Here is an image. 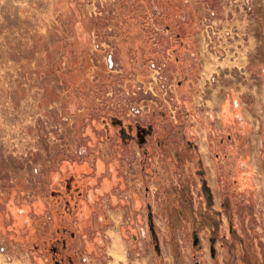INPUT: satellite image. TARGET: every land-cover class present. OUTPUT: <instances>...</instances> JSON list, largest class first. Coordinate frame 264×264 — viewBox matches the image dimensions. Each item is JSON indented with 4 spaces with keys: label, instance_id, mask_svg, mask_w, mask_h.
I'll return each mask as SVG.
<instances>
[{
    "label": "rangeland",
    "instance_id": "obj_1",
    "mask_svg": "<svg viewBox=\"0 0 264 264\" xmlns=\"http://www.w3.org/2000/svg\"><path fill=\"white\" fill-rule=\"evenodd\" d=\"M140 3L145 7L152 0H0V248L23 253L30 264H43L38 241L30 236L22 243L18 232L41 219L54 229L51 191L56 182H67L73 167L80 178L95 183L87 190L100 198V225L105 223L104 203L121 208L132 220L142 219L123 236L131 245L130 260L175 264L161 211L164 189L178 182L183 169L191 178L194 207L219 212L218 228L197 231L196 244L190 222L177 229L183 263L264 264V0H154L157 9L145 17L158 27L144 30L147 40L153 36L158 43L152 51L136 41L135 27L123 25ZM189 4L190 11L184 12ZM209 21L230 30L213 52L205 43ZM195 30L206 51L232 67L226 75L214 72L207 79L225 91L217 93L212 112L200 109L206 123L199 134L191 127L193 110L183 104L192 95L185 90L187 81L200 68L195 38L183 44ZM172 47L174 53L168 50ZM174 55L183 62L174 67L178 73L168 74L172 61L167 57ZM187 57L192 58L188 63ZM148 84H153L152 94L144 92ZM132 106L139 112H132ZM178 113L184 139L193 147L180 164L159 149L144 163L134 144L120 162L126 186L112 187L107 180L110 116L123 124L136 118L176 122ZM112 141L116 150L118 142ZM141 198L155 208L154 233ZM95 244L85 247L90 256L108 258ZM112 254L107 264H130L118 263L119 254Z\"/></svg>",
    "mask_w": 264,
    "mask_h": 264
},
{
    "label": "crops",
    "instance_id": "obj_2",
    "mask_svg": "<svg viewBox=\"0 0 264 264\" xmlns=\"http://www.w3.org/2000/svg\"><path fill=\"white\" fill-rule=\"evenodd\" d=\"M153 3H154V0H152V5H149V6L145 5V7H144V6H142L141 3L138 5H135L136 6V7H134L135 15L125 17V19L123 21L124 28H129L130 26L135 27V38L137 37V39H138L136 41H139L141 39L140 41H143L145 45L149 44L151 46V51L154 50L155 46L158 43L157 42L155 43L153 41L155 39L153 36H150L151 40H147L144 30H146V28H151L153 31L154 28L158 27L156 24L152 23L151 18L148 19L147 17H145L147 12L151 13V12L155 11V9H157L158 6H156ZM146 6H148V7L151 6V8H148ZM187 8L185 9L184 12L190 11L189 10L190 4L188 5ZM161 10L163 11L166 9L162 8ZM158 13H159V11H158ZM177 13H178V17H180L183 14V10H179V12H177ZM183 19H185V18H183ZM182 21L185 22V20H182ZM120 26H122V25H120ZM166 30H168V29H166ZM162 36L164 37V35H162ZM193 38H195V40L197 41L196 50H198V51H196V52L198 53L197 57H198V62L200 64V68L195 73L196 74L195 79L190 78L187 81L186 87L188 89L186 88L185 90L187 92H190L192 95L188 98V100L183 101V104L187 110H190V111L193 110V112L191 111L192 112V119H190L191 127L194 130V132H197L199 134V132H201V124L206 123V121H204V118L206 117V115H203V117H200V114H201L200 109L202 107H204V113H207V114L210 111L212 112V109H214L215 107L218 106V105H216L217 100H219V98L217 97V95H218L217 93H219L222 89L225 91V89L221 83L217 82V83L213 84V83H210L209 81H207V79L209 78V75H211L214 72H219L220 74L223 73L226 75L232 71V67H231V64L229 65V63H227V62H219L213 55H211L209 52L206 51V49L204 47V43H203L200 35L198 34V32L196 30L192 31V33L190 34V37L189 36L185 37L186 41H184L183 44L184 45L189 44V39H192L194 41ZM173 41L174 40H172L170 37H167V42L172 43ZM193 41L190 40V42H193ZM168 50H170L172 53H174V51H175L173 47L171 49H168ZM168 50H167V52H168ZM147 51H149V49H147ZM164 55L165 54H163L162 56H164ZM167 59L172 61L170 64H168V68H170V70L168 68H166L167 73L168 74H175L176 71L174 70V67L178 66L179 64L181 65V63L183 62L182 57H179L178 55H174L172 58L167 57ZM191 59L192 58L187 57L185 59V62L188 63L189 60H191ZM136 60H138V62H140L139 54L136 56ZM244 63H246V61H244ZM225 65L226 66L228 65V66L225 67ZM182 66H184V65H182ZM190 71H192V70L190 69ZM176 73H178V72H176ZM136 75L137 76L143 75V72H139ZM185 75L188 76L187 73H185ZM190 77H192V75ZM223 101H224V99H221L222 103H223ZM215 122H216L215 124H217V120ZM129 182H130V186L133 185L132 181H129ZM141 201L143 202L142 204L146 205V207L148 209L149 228L152 232H155V230L157 228L156 224L158 222L157 218H156V214H155V208L152 207V203L150 205V203L145 202L144 199H142ZM141 201H139V203ZM105 205L106 204L104 203V205L102 207V210L104 213L103 217L105 218V223H103V225H100V222L95 220L94 226H93V231L100 233V237H101L102 241L95 242L96 244L93 248L96 247L98 250L102 251L103 255L105 253L108 254V258H105V255L102 256V259L92 258V255L90 256L91 252L86 251V248L85 249L82 248V255H84L86 257V261H87L88 257L85 255V253L89 254V256H90L88 259L90 261H87L86 263L87 264H107L109 261L114 260V256L112 253L116 252L119 254V257L117 258L118 263H120V262L125 263L127 261L128 262L130 261V264H137V260H130L128 258L127 251L129 249V247H131V245L125 241L123 236L125 235V230L128 232V229L130 231L132 230V228L137 229V227L142 224V219L140 217H138L137 219L132 220L130 215L128 216V214L126 212H124V210H122L121 208H118L114 205L111 207H105ZM129 222H130L132 227L130 226ZM136 246L137 245H135L134 247H136ZM100 247H102V248H100ZM155 250H156L158 256H160L159 252H161V251L159 250V246L155 247ZM137 259H140V258H137ZM0 264H30V260L21 252H17L16 250L8 249V248H6V249L0 248ZM139 264H141V263H139Z\"/></svg>",
    "mask_w": 264,
    "mask_h": 264
},
{
    "label": "flooded vegetation",
    "instance_id": "obj_3",
    "mask_svg": "<svg viewBox=\"0 0 264 264\" xmlns=\"http://www.w3.org/2000/svg\"><path fill=\"white\" fill-rule=\"evenodd\" d=\"M109 122L110 129H112L107 132L108 137L106 139L110 141V144L113 143L112 140L115 141L114 143L128 144L130 148L134 147L135 144L143 154L149 147L151 156L155 149L168 150V144H161L160 142V133L167 132L164 120L155 122L151 119L142 121L141 118H136L134 120L126 119V123L123 124L121 118L111 116ZM120 127L124 128L122 133L118 131ZM115 128H117L116 133H114ZM111 135L114 137L110 140ZM132 153L135 152L132 151ZM124 167L125 165L120 168V171L123 169V173L125 172ZM74 170L76 169L71 167L69 169L71 177H68L67 182L64 184L61 181L56 182V188L51 191V196L55 201L51 212L56 210L53 215L58 226L41 238L37 246L35 245L40 252L39 258L43 264H62L63 262L77 264L79 260L86 264V257L82 255V248H85L90 241H94V243L102 241L100 233L93 231L96 216L99 217V220L103 219L99 216L101 201L98 195L87 190L90 187H95V183H90L89 180L86 182V179L80 178V174ZM18 233L22 238V243H25L30 237L27 223ZM194 233L196 232L193 231ZM91 236L93 239L90 238ZM46 252L49 257L45 254Z\"/></svg>",
    "mask_w": 264,
    "mask_h": 264
},
{
    "label": "trees",
    "instance_id": "obj_4",
    "mask_svg": "<svg viewBox=\"0 0 264 264\" xmlns=\"http://www.w3.org/2000/svg\"><path fill=\"white\" fill-rule=\"evenodd\" d=\"M181 115L178 113V121H168L165 119L164 126L167 132L160 133L161 144H168V150L172 155L176 164H180L184 154L187 155L192 150V145L184 139V124L181 122ZM106 118V117H102ZM111 118V116H110ZM107 119V118H106ZM157 119H155L156 121ZM104 133V131H103ZM113 135L109 138L113 139ZM110 150V159L108 165L109 175L107 180L111 182V186L125 187V177L120 171L121 159L129 152L130 146L128 144H118V148L114 150L113 143ZM151 158V150L148 147L147 151L143 154L142 162L147 163ZM92 170L96 173V169ZM99 174V173H97ZM99 178V175H96ZM191 178L184 170H181V174L177 183H171L164 189V198L162 200V215L166 217L167 227L172 240L174 263L184 264L181 257L178 245H177V229L184 225L185 222H190L192 231H199L204 227H211L217 229L219 224L218 214L219 212L214 209L208 208L202 209L201 204L194 207L193 196L190 187ZM47 207V206H46ZM56 221V219H55ZM54 221V222H55ZM54 228L58 226L56 221ZM52 223L48 219H41V223L34 227L32 224L28 226L30 230V236H32L36 242L43 238L46 234L53 230ZM32 229V230H31ZM77 264H84L78 261Z\"/></svg>",
    "mask_w": 264,
    "mask_h": 264
},
{
    "label": "built area",
    "instance_id": "obj_5",
    "mask_svg": "<svg viewBox=\"0 0 264 264\" xmlns=\"http://www.w3.org/2000/svg\"><path fill=\"white\" fill-rule=\"evenodd\" d=\"M207 26H209L210 32L206 31L205 43L210 48V50L213 52V49L216 50V48H214V46L217 45V43L225 42L224 39H227V37H228L227 35H229L230 30L228 28H226V30H224V27H220L218 24H215L213 21L207 22L205 24V28ZM217 27H219L220 29H218ZM157 69H161V67L158 66V67L154 68V70L158 73ZM144 92H149L150 94H152L153 93V84L152 85L148 84L147 89H145ZM131 111L138 113L139 109H138V107L132 106Z\"/></svg>",
    "mask_w": 264,
    "mask_h": 264
},
{
    "label": "water",
    "instance_id": "obj_6",
    "mask_svg": "<svg viewBox=\"0 0 264 264\" xmlns=\"http://www.w3.org/2000/svg\"><path fill=\"white\" fill-rule=\"evenodd\" d=\"M154 233V232H153ZM199 240V237H198V235L196 234V233H194L193 234V240H192V242H193V244H196V242ZM156 247H158V245L156 244ZM211 251H213V248L211 247ZM195 264H200L198 261H195Z\"/></svg>",
    "mask_w": 264,
    "mask_h": 264
}]
</instances>
